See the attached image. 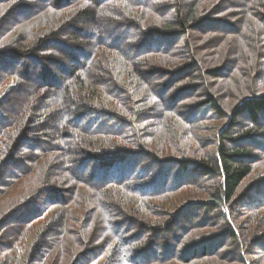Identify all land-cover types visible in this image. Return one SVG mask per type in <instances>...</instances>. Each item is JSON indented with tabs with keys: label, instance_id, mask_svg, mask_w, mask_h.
<instances>
[{
	"label": "trees",
	"instance_id": "obj_1",
	"mask_svg": "<svg viewBox=\"0 0 264 264\" xmlns=\"http://www.w3.org/2000/svg\"><path fill=\"white\" fill-rule=\"evenodd\" d=\"M0 264H264V0H0Z\"/></svg>",
	"mask_w": 264,
	"mask_h": 264
},
{
	"label": "rangeland",
	"instance_id": "obj_2",
	"mask_svg": "<svg viewBox=\"0 0 264 264\" xmlns=\"http://www.w3.org/2000/svg\"><path fill=\"white\" fill-rule=\"evenodd\" d=\"M2 94H3V92H2Z\"/></svg>",
	"mask_w": 264,
	"mask_h": 264
}]
</instances>
